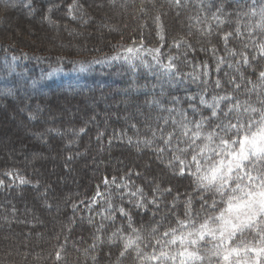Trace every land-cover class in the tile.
<instances>
[{
  "label": "trees",
  "instance_id": "1",
  "mask_svg": "<svg viewBox=\"0 0 264 264\" xmlns=\"http://www.w3.org/2000/svg\"><path fill=\"white\" fill-rule=\"evenodd\" d=\"M261 6L264 0H181L179 6L174 0H0V117L20 119L29 131L22 146L0 151V264H138L134 251L119 257L132 228L147 243L158 222L164 231L176 226V217L183 219L188 197L191 211H199L195 167L180 175L179 161L174 169L167 167L179 153L165 152L158 159L159 139L151 146L138 141L152 139L165 117L204 118L206 134L219 131L217 124L235 123V114L225 118L224 112L237 100L261 107L257 93L246 89L259 83L264 56L244 48L249 42L245 25L259 20L251 9ZM12 15L14 23L21 19L39 31L61 33L64 42L49 46L25 39L6 24ZM252 31L257 43L264 42V32ZM225 33H232L227 45ZM181 38L193 50L172 46ZM161 43V61L177 57L180 75H165L152 58L155 53L138 52L146 63L124 59L126 47ZM226 48L246 51L251 66L241 62L237 68L240 57L228 56ZM117 54L120 59H108ZM217 57H227L233 67L226 61L217 71ZM231 77L239 90L228 82ZM221 96L230 99L213 100ZM217 102L218 116L212 117L209 105ZM14 106L20 110L10 112ZM163 126L166 132L175 127L172 119ZM104 177H115L116 184L104 185ZM120 184L127 187L117 188ZM157 184L161 191L154 193ZM169 187L171 193L163 191ZM137 189L145 207L135 206L141 197L131 194ZM154 195L157 203H148ZM121 207L130 219L120 214Z\"/></svg>",
  "mask_w": 264,
  "mask_h": 264
},
{
  "label": "snow or ice",
  "instance_id": "2",
  "mask_svg": "<svg viewBox=\"0 0 264 264\" xmlns=\"http://www.w3.org/2000/svg\"><path fill=\"white\" fill-rule=\"evenodd\" d=\"M174 2L179 6L181 0H174ZM73 7L76 5H69V10L71 11ZM251 15L259 16V20L254 24L249 22L245 25V28L248 29L249 42L244 45V48H255L260 56H264V42L257 43L252 31V29H258L264 32V6H261L258 11L255 8L251 9ZM214 18L218 19V17ZM235 33L238 37L244 35L241 33L239 25L235 29ZM231 36L232 33L223 35L222 39L225 45L228 44ZM160 40H164L162 35ZM172 46L178 49L183 46L188 50H193L192 45L184 38L173 41ZM162 47L163 43L159 47L148 49H144L143 44L138 47L129 46L124 48L126 53L124 59L129 64H132L135 59L146 63L137 53L141 51L155 53L152 58L160 65L165 75H180L181 73L176 71L174 63L177 57L168 56L167 64L161 61ZM212 52L215 54L216 49L212 48ZM226 52L228 56L240 57L236 61L237 68L241 62L251 66L246 51L238 53L234 49L226 48ZM120 58V54H117L108 59L117 60ZM15 59L16 57H13V60ZM255 59L256 56L253 55L252 60ZM226 61L227 57H217V71ZM227 62L229 67H233L230 61ZM204 75L207 76L208 72L205 71ZM194 78L198 79V76ZM257 79L259 83L253 84V87L246 91L257 93V101L261 107L255 108L247 101L241 104L237 100L224 112L225 118L230 113H234L235 123L217 124L216 128L219 131L213 130L205 134L202 132L204 118L192 122L187 121L186 117L177 121L169 116L164 118L163 125H167L169 119H172L175 127L171 131L166 132L162 125L152 131V139L138 141L145 146H151L154 140L159 139L162 143L155 148L158 159L165 152L179 153L180 155L172 156L167 167L174 169V162L179 161L178 174L180 175H185L186 169L195 167V171L191 174L196 176L197 188L202 193L198 197L200 209L193 213L190 208L192 198L188 197L186 203L189 207L186 208L183 219L176 217V226H169L164 231L160 230L158 222L157 226L149 230L151 239L147 243L144 242L140 232L132 228L133 235L124 239L119 257H125L131 250L136 253L138 264H264V99L261 98L264 96V71L259 72ZM228 82L234 85V91L239 90L241 85L235 82V77H231ZM248 83H252V81H248ZM215 85L217 88L221 87V81L217 79ZM9 94L11 93L9 92ZM228 99H230L228 96L213 97V100L216 101ZM154 102L159 105V101ZM201 103H205V101L202 99ZM209 107L212 108L211 116L217 117L216 109L219 108V103L209 105ZM168 111L171 113L173 109ZM79 131L83 133L85 129L81 128ZM131 142L129 140V143ZM181 145L184 146L181 147ZM181 156L185 159H181ZM67 159L71 160L72 157L69 156ZM135 174L140 175L139 172ZM6 175H12V173ZM126 175L131 176L132 172L129 171ZM121 180L123 181L124 177H121ZM20 182L25 183L26 181L21 178ZM102 183L106 186L116 184V178L112 177L109 181L107 177H104ZM3 184L4 182L0 180V185ZM121 187H127V185H117V188ZM159 191L161 190L157 184L153 192ZM163 191L171 193L172 189L169 187ZM138 194L141 199L136 202L135 206L145 207L141 189H137L131 195ZM205 194H211V197L206 198ZM96 195L100 196L101 194L98 191ZM93 202H95V198H93ZM148 203H157L155 195ZM73 207L75 208L76 205L74 204ZM109 209H111V204H109ZM119 212L121 215L129 217L123 207L119 208ZM173 215L175 214L173 213ZM128 226L131 228V224ZM117 232H120V229ZM116 235L117 233H113L114 237ZM142 244H144V248H151V252H146L141 247ZM56 259H61L59 251L56 253ZM92 259L95 260V257Z\"/></svg>",
  "mask_w": 264,
  "mask_h": 264
},
{
  "label": "rangeland",
  "instance_id": "3",
  "mask_svg": "<svg viewBox=\"0 0 264 264\" xmlns=\"http://www.w3.org/2000/svg\"><path fill=\"white\" fill-rule=\"evenodd\" d=\"M109 16L111 17V14H109ZM14 17L15 16L12 15L10 18H8L6 24L9 25L10 29L17 31L21 36L25 37V39L37 40L40 44H48L49 46L53 45L55 42H64V37L61 33H53L50 30L39 31V29L35 27L36 25L34 23L27 25L25 22H23V24L14 23ZM137 55L141 57L139 53H137ZM19 108V106H14L12 109H10V112L16 110L18 112V110H20ZM28 133L29 131L27 128H25L24 121L20 119L12 121L10 120L9 115L5 118L0 117V151L7 153L14 149H10L12 146H22V141L27 137L26 135ZM159 177H163V174H159Z\"/></svg>",
  "mask_w": 264,
  "mask_h": 264
},
{
  "label": "bare ground",
  "instance_id": "4",
  "mask_svg": "<svg viewBox=\"0 0 264 264\" xmlns=\"http://www.w3.org/2000/svg\"><path fill=\"white\" fill-rule=\"evenodd\" d=\"M22 19H23V18H22ZM23 22H24L23 20L19 19V23H22V24H23Z\"/></svg>",
  "mask_w": 264,
  "mask_h": 264
}]
</instances>
